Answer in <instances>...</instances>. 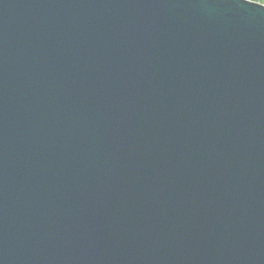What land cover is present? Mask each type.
Here are the masks:
<instances>
[{"label":"water","instance_id":"1","mask_svg":"<svg viewBox=\"0 0 264 264\" xmlns=\"http://www.w3.org/2000/svg\"><path fill=\"white\" fill-rule=\"evenodd\" d=\"M0 264H264V10L0 0Z\"/></svg>","mask_w":264,"mask_h":264},{"label":"snow or ice","instance_id":"2","mask_svg":"<svg viewBox=\"0 0 264 264\" xmlns=\"http://www.w3.org/2000/svg\"><path fill=\"white\" fill-rule=\"evenodd\" d=\"M245 5L255 6V8L264 10V0H241Z\"/></svg>","mask_w":264,"mask_h":264}]
</instances>
